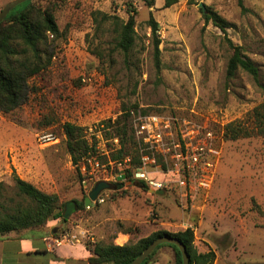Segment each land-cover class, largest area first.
<instances>
[{
	"label": "rangeland",
	"instance_id": "obj_1",
	"mask_svg": "<svg viewBox=\"0 0 264 264\" xmlns=\"http://www.w3.org/2000/svg\"><path fill=\"white\" fill-rule=\"evenodd\" d=\"M10 1L0 0V11ZM129 3L35 0L41 11H53L60 35L49 34L51 64L28 79L26 101L0 112V182L6 195H14L17 175L67 203L68 221L59 218L45 227L56 223L57 237H69L61 245L73 248L79 261L67 259L68 264H90L95 244L115 240L122 224L136 228L137 239L190 227L197 250L215 252L214 264H264V132L253 114L264 103V0H180L171 7L156 0L151 8L133 0L137 36L124 54L115 47L113 25L99 19L105 13L126 22ZM150 13L160 26L159 71ZM204 13H217L229 23L226 32ZM229 41L257 65L259 83L241 68L227 77L233 54ZM123 105L130 110L128 135L133 133L136 147L127 149L124 158L154 157L148 171L163 183L162 195L140 187L135 178L119 189L113 185L121 180L111 174L120 170L108 161L115 160L121 143L115 126L101 123L114 122ZM141 119L146 130L137 134ZM232 122L248 135L227 139L224 129ZM65 123L83 127L96 141L100 170L84 159L73 164ZM43 135L52 138L43 141ZM101 180L112 184L101 193L104 202L76 211L72 201L86 197ZM40 234L28 230L27 240L18 245L28 249L32 236ZM46 235L51 238L49 229ZM49 246L55 250L58 245ZM168 247H161L151 264H174L175 253ZM4 250L0 243V259ZM32 256L39 263L48 260Z\"/></svg>",
	"mask_w": 264,
	"mask_h": 264
},
{
	"label": "trees",
	"instance_id": "obj_2",
	"mask_svg": "<svg viewBox=\"0 0 264 264\" xmlns=\"http://www.w3.org/2000/svg\"><path fill=\"white\" fill-rule=\"evenodd\" d=\"M129 18L126 22L121 21L116 15L100 13L99 23L109 22L113 25L116 33L115 47L124 54H128L136 41V9L129 0ZM151 8L156 0H141ZM180 0H164L165 7H171ZM207 21L212 20L213 24L226 32L229 26L224 19L217 13H204ZM98 20V19H97ZM148 25L151 28L154 40V58L155 66L159 71L160 63V26L158 21L150 13ZM49 34L54 37L60 35V30L56 22L53 11L42 10L35 5V0H28L16 6L0 23V112L9 113L22 105L28 97V79L39 74L46 69L52 61L53 52L49 51ZM233 54L229 59L227 67V77H234L239 68L249 73L256 83H259V68L257 65L242 52V47L234 45L229 41ZM137 108V106H133ZM122 114L113 122L111 119L104 121L107 128L115 126L116 134L119 136L120 149L112 155L113 159H120L127 156L128 151L135 147L133 133L128 135L129 128L127 120L130 116V110L123 105ZM255 125L260 132H264V103L253 111ZM64 131L66 135L67 149L71 155L73 164L87 158L93 157L97 153L96 141H91L86 136L85 129L72 123H65ZM224 136L227 139L236 140L240 136L248 135L238 123H228L224 129ZM131 142L132 146L127 147ZM141 159L132 156V168L140 167ZM126 180L124 182L114 183L119 189L125 186L130 180L134 179L131 169H126ZM13 196L6 195V186L0 182V237L10 233H22L29 229H42L50 220L62 218L67 222L66 206L67 203L60 200L56 193H48L31 182L21 179L14 175ZM139 186L148 189L144 181L139 182ZM96 201L95 203H97ZM75 210L85 209V197L81 200H73ZM121 232L130 235L127 243L124 245L115 244L114 240L109 243H97L93 249V255L88 259L90 264H130L142 251L148 247L155 239L167 235L179 239L187 248L190 255V264H214L215 252L212 249L208 251H198L195 246V234L192 228L178 232L159 230L151 233L149 236L136 238L138 231L136 228L123 227ZM57 236V233H55ZM170 246L175 253V263L182 264V256L179 248L173 244L159 245L142 264H151L156 252L163 246ZM37 254H46L47 250L36 251Z\"/></svg>",
	"mask_w": 264,
	"mask_h": 264
},
{
	"label": "crops",
	"instance_id": "obj_3",
	"mask_svg": "<svg viewBox=\"0 0 264 264\" xmlns=\"http://www.w3.org/2000/svg\"><path fill=\"white\" fill-rule=\"evenodd\" d=\"M52 220L55 221L54 219ZM58 227L59 225L56 223H51V225L49 226L48 229L50 231L51 238L47 237L46 235V232L48 230L46 227L42 229H29V230L41 231V234L32 236L31 239L34 240V245L28 249L22 248L20 245H18L20 244L19 242L26 239L25 234L26 231L28 230H25L22 233H10L9 235L0 237V243L5 248L4 252H2L0 263L1 264H68V261H66L67 259H71L73 260V263H77L79 261V258L74 253H72L70 249L73 248L69 247V245L54 246L56 248L55 250L51 248V246H49L51 245L52 238L57 237L55 236L56 233L55 231L56 228ZM53 231L54 234H52ZM129 238H130L129 234H126L124 232H119L114 242L117 245H124L125 243L128 242ZM168 248L170 249V247ZM43 250H47V253L41 255H38L36 253V251H43ZM81 251L82 250L80 249L79 252ZM33 254H36V256H43L48 260L46 262L39 263L40 261L39 259L33 260L32 258Z\"/></svg>",
	"mask_w": 264,
	"mask_h": 264
},
{
	"label": "built area",
	"instance_id": "obj_4",
	"mask_svg": "<svg viewBox=\"0 0 264 264\" xmlns=\"http://www.w3.org/2000/svg\"><path fill=\"white\" fill-rule=\"evenodd\" d=\"M141 122L142 123L136 124V127H137L136 133L137 134H141L142 132H144L146 130V125L142 119H141ZM51 138L52 137L50 135H43L41 140L49 141ZM140 159H141V165H140V167H137V168H132L131 159L129 157H126L124 159L114 160V161L109 160L108 165L110 167L113 168L116 166L118 168V170H120L119 174L116 176H113L114 174H111L113 179L119 178L121 180V182H124L126 180V172H125L126 169H131L133 178H135L136 180L146 182L148 187L152 188L153 190L162 189L163 183L161 181L154 180L151 177L150 172L148 171V167L151 164L155 163V158L151 157L150 155H148L146 153H142ZM193 159L195 161L198 160L197 154L193 155ZM84 160L86 162L90 163V165L92 167H95L94 169H97V170L101 169L100 161L97 158H95L94 156L93 157H87ZM180 184L186 185V182L184 180H181ZM97 201L100 203L104 202V198L102 197V194L98 197ZM68 239H69V237L65 234L62 237L52 238V242L54 245H61L64 241H66Z\"/></svg>",
	"mask_w": 264,
	"mask_h": 264
},
{
	"label": "water",
	"instance_id": "obj_5",
	"mask_svg": "<svg viewBox=\"0 0 264 264\" xmlns=\"http://www.w3.org/2000/svg\"><path fill=\"white\" fill-rule=\"evenodd\" d=\"M28 0H12L8 2L0 11V23L3 22L7 15L18 5ZM203 7V6H202ZM203 11L205 8L203 7ZM112 184L108 181H98L94 187L90 190L88 195L85 197V206L89 207L92 203L96 202L101 193L105 190L111 189ZM157 194L162 195L164 191L162 189L156 190ZM54 234V231L52 232ZM161 244H173L176 245L182 256V264H190V255L187 251L186 246L183 242L175 237L163 235L155 239L148 247H146L141 254H139L130 264H142L150 254Z\"/></svg>",
	"mask_w": 264,
	"mask_h": 264
}]
</instances>
